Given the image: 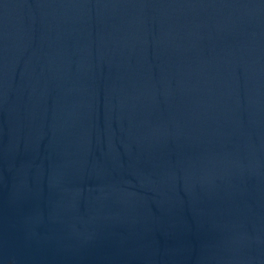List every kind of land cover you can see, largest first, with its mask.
Returning a JSON list of instances; mask_svg holds the SVG:
<instances>
[{
    "label": "water",
    "instance_id": "water-1",
    "mask_svg": "<svg viewBox=\"0 0 264 264\" xmlns=\"http://www.w3.org/2000/svg\"><path fill=\"white\" fill-rule=\"evenodd\" d=\"M0 264H264V0H0Z\"/></svg>",
    "mask_w": 264,
    "mask_h": 264
}]
</instances>
